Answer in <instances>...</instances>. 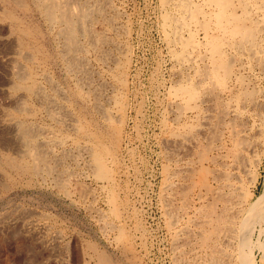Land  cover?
Here are the masks:
<instances>
[{
    "label": "rangeland",
    "instance_id": "rangeland-1",
    "mask_svg": "<svg viewBox=\"0 0 264 264\" xmlns=\"http://www.w3.org/2000/svg\"><path fill=\"white\" fill-rule=\"evenodd\" d=\"M21 1L0 0V264H264V0H60L72 51Z\"/></svg>",
    "mask_w": 264,
    "mask_h": 264
},
{
    "label": "bare ground",
    "instance_id": "bare-ground-1",
    "mask_svg": "<svg viewBox=\"0 0 264 264\" xmlns=\"http://www.w3.org/2000/svg\"><path fill=\"white\" fill-rule=\"evenodd\" d=\"M14 2L16 1V0H13ZM18 2H23V1H21V0H17ZM62 1V0H61ZM66 1V0H65ZM215 0H207V2L208 3H213ZM17 2V3H18ZM35 2H36V4H37V8H39L44 14L43 15H45L46 16V18L50 21V26H54V27H57V23H64L66 26H67V28H66V26H65V28H66V30H64L63 31V29H65V28H63V29H61L60 31H63V35H65V37H66V40H65V43L66 42H68L67 43V45H65V46H67V50L69 49L68 47V45H70L69 43H76V39H77V33H79L78 32V28H77V25H78V23L76 24V22L74 21V17H72L71 16V14L73 13L74 14V12H73V10H72V13L70 14L68 11H66V10H63L62 9V7H61V4H60V0H35ZM16 3V2H15ZM65 3V2H64ZM20 4V3H19ZM24 4V3H23ZM67 4V3H66ZM226 5V4H225ZM65 6V5H64ZM84 6V5H83ZM224 6V4L223 3H221V4H219V8H221V13H220V16H219V18H218V25H219V29H220V27L221 28H223V29H225V26H224V24H221L222 23V17H223V15H224V13H223V11H222V7ZM23 7H24V5H23ZM26 7V6H25ZM67 8H68V6H67ZM77 8V7H76ZM82 8V7H81ZM65 9H66V6H65ZM78 9V8H77ZM80 9V8H79ZM78 9V10H79ZM97 9V8H96ZM77 10V12L79 13V14H81L79 11ZM84 9H82L81 11H83ZM5 11V10H4ZM95 11V13L96 14H100L101 12H100V10H94ZM93 11V12H94ZM70 12H71V9H70ZM76 12V11H75ZM70 15H69V14ZM77 13V14H78ZM83 13V12H82ZM84 15H86V13L87 12H85L84 11ZM89 13V12H88ZM91 13V12H90ZM89 13V14H90ZM72 14V15H73ZM77 14H76V16L75 15H73V16H75V18L76 19H78L79 20V18H80V16L78 17L77 16ZM84 15H81V16H83L84 17ZM262 21H263V23H264V9L262 10ZM86 16H88V14L86 15ZM82 17V18H83ZM89 17V16H88ZM87 17V18H88ZM85 18V17H84ZM81 19V18H80ZM86 19V18H85ZM206 19V18H205ZM83 20V19H82ZM88 20L89 19H87V22H88ZM91 20V19H90ZM89 20V21H90ZM48 21V22H49ZM80 21V20H79ZM230 22H232V21H230ZM86 23V22H85ZM206 23V22H205ZM259 23V22H258ZM80 24H82V22H80ZM79 24V25H80ZM254 25H256L257 24V22H254L253 23ZM61 25V24H60ZM79 25H78V27H79ZM85 25V24H84ZM83 24L81 25L82 27L84 26ZM233 25V24H232ZM253 25V26H254ZM80 26V27H81ZM86 26H87V24L85 25V27H83V30L82 31H84V29H86ZM257 26V25H256ZM82 27L80 28V29H82ZM203 27H205V26H203ZM206 28V27H205ZM234 30H236V32H238V33H243V34H241V35H244V36H246V29H243L239 24H237L236 26H234L233 25V27H232ZM255 29V28H254ZM89 30V29H88ZM88 30H87V33H88ZM248 31H250L251 32V30H249V29H247ZM51 32V31H50ZM248 33V32H247ZM86 34V33H85ZM90 34V33H89ZM59 35H62V34H60V32H59ZM62 35V36H63ZM91 35V34H90ZM91 36H93V35H91ZM61 37V36H60ZM65 37H64V39H65ZM78 42V41H77ZM98 43V42H97ZM72 44L70 45L72 48H73V46H72ZM76 45V44H75ZM19 46H20V44H19ZM22 46V45H21ZM77 46H74V48L73 49H75ZM211 47H212V49L214 50V51H219V48H220V42H219V40H215L212 44H211ZM72 49V50H73ZM66 50V51H67ZM70 50V49H69ZM72 50H70V51H72ZM23 52V51H22ZM65 52V51H64ZM76 52V51H75ZM70 53V52H69ZM10 54V53H9ZM20 54H21V52H20ZM21 56V55H20ZM69 56V55H68ZM67 56V57H68ZM108 56V55H107ZM70 57V56H69ZM31 58H33V57H31ZM71 58V57H70ZM66 59V58H65ZM26 60V59H25ZM71 63V62H70ZM227 65H225V61H224V59H220L219 61H218V64H217V66H216V68L217 69H223V68H225ZM17 68V67H16ZM215 68V69H216ZM69 69V68H68ZM21 72H23V71H21ZM83 72V71H82ZM85 72V71H84ZM17 73H19V72H17ZM26 74L28 73V72H25ZM20 74H22V73H20ZM26 74H22V76L25 78V76H26ZM69 74V73H68ZM18 75L19 74H16V76L18 77ZM25 75V76H24ZM15 76V77H16ZM28 76V75H27ZM90 76V75H89ZM30 77V76H29ZM28 78V77H27ZM26 78V79H27ZM20 79V78H19ZM25 79V80H26ZM90 79V78H89ZM24 80V79H23ZM48 80H50V79H48ZM53 81V80H52ZM22 82V81H21ZM18 83L17 84V89H23V90H27V91H31V92H33L34 93V86L35 85H33V86H28L27 84H26V82H25V84L27 85H25L23 82L22 83ZM31 82V81H30ZM51 82V81H50ZM35 84V83H34ZM15 85H16V83H15ZM30 85V84H29ZM32 85V84H31ZM105 86V85H104ZM15 88V87H14ZM39 89V88H38ZM38 89H36V90H38ZM13 90V89H12ZM14 91V90H13ZM26 91V92H27ZM36 93H34L35 95L38 93V91H35ZM184 93H188V95L191 97V96H193V91H191V89H189V88H184ZM213 93V92H212ZM82 94V93H81ZM38 95H39V93H38ZM38 95H37V98H38ZM23 96V95H22ZM195 96V95H194ZM40 97V96H39ZM45 98V97H44ZM42 99H43V97H42ZM24 100V99H23ZM39 100H41V99H39ZM68 100V99H67ZM48 102V101H47ZM46 102V103H47ZM26 104V103H25ZM217 105V104H216ZM180 107V106H179ZM48 111V110H47ZM98 112V111H97ZM181 116V115H180ZM49 118V117H48ZM53 118V117H52ZM54 119V118H53ZM105 119V118H104ZM106 120V119H105ZM109 120V119H108ZM176 120V119H175ZM59 121V120H58ZM109 121H111V120H109ZM19 122H17V124H18ZM22 123V122H21ZM18 126L20 127V134H21V137H20V134H19V132H18V135H17V137H19V138H21V139H24V140H26L27 141V136L29 137V135L30 134H28V131H30L29 130V128L31 129V125H30V127L27 129V130H25V128L22 126V124H21V126H20V124H18L16 127H17V129H18ZM33 128V127H32ZM109 128L110 129H113L112 128V126L110 125L109 126ZM19 130V129H18ZM78 130V129H77ZM33 131V130H32ZM87 133V132H86ZM84 134H85V131H84ZM88 135V134H87ZM96 136V135H95ZM30 138V137H29ZM37 138V137H36ZM92 138V137H91ZM31 139V138H30ZM23 140V141H24ZM32 140V139H31ZM21 142H22V140H21ZM28 143L30 142L29 140L27 141ZM24 143H26V142H24ZM241 143V142H240ZM44 144V143H43ZM95 145V144H94ZM93 145V146H94ZM30 148V147H29ZM29 148H27L28 150V155L30 154V150H29ZM38 148V147H37ZM8 149H9V147H8ZM31 149V148H30ZM34 149H36V148H34ZM92 149V148H91ZM33 150V149H32ZM111 150V149H110ZM26 151V150H25ZM26 151V152H27ZM34 151V150H33ZM32 151V152H33ZM87 151V150H86ZM89 151V150H88ZM90 151H93L92 152V154L90 155L91 157H92V159H93V164H94V174H95V177L96 178H106V179H109L110 178V169L107 167V164H106V161H105V152L106 151H108L101 143H99V144H97L96 145V147L95 148H93L92 150H90ZM35 152L37 153V149L35 150ZM36 153H34L35 155H37ZM33 154V155H34ZM48 154V153H47ZM30 155H32V154H30ZM34 155V156H35ZM41 155H43V154H40L39 155V159H37V158H35L34 156V158L36 159V160H41V159H43V157L41 158ZM204 155V154H203ZM29 157V156H28ZM32 157V158H33ZM44 157H45V155H44ZM31 158V159H32ZM204 159V158H203ZM46 160V159H45ZM45 160H42V161H45ZM32 161H33V159H32ZM16 162V161H15ZM25 162V161H24ZM35 162V161H34ZM41 162V161H40ZM12 163V162H11ZM13 163H14V161H13ZM17 163V162H16ZM16 163H14L15 165H16ZM39 163V162H38ZM43 163V162H42ZM45 163V162H44ZM46 163H47V161H46ZM30 164V163H29ZM36 164H37V162H36ZM41 164V163H40ZM21 165H23V163L21 164ZM21 165H19V168H21ZM35 165V164H34ZM202 165V164H201ZM241 165H242V163H241ZM8 166V165H7ZM17 166V165H16ZM23 166H25V165H23ZM29 166V165H28ZM18 167V166H17ZM16 167V168H17ZM30 167V166H29ZM51 167V166H50ZM225 167V166H224ZM13 168H15V167H13ZM33 168V167H32ZM31 168V169H32ZM34 168H36V167H34ZM38 168V167H37ZM1 169V168H0ZM22 169V168H21ZM23 170V169H22ZM27 170V169H26ZM29 170H30V168H29ZM33 170V169H32ZM34 170H36V169H34ZM24 172V171H23ZM188 172V171H187ZM38 173V172H37ZM206 175V174H205ZM204 178H206V177H204ZM225 178V177H224ZM216 179V178H215ZM104 180V179H103ZM61 181V180H60ZM207 185V184H206ZM6 189V188H5ZM8 189V188H7ZM182 190V189H181ZM184 193V192H183ZM232 195H234L233 193H232ZM221 198L222 197H224V196H220ZM219 198V197H218ZM220 198V199H221ZM237 198V197H236ZM225 199V198H224ZM231 199H233L232 197H231ZM230 199V200H231ZM219 200V199H218ZM222 200H223V198H222ZM221 200V201H222ZM226 200V199H225ZM224 200V201H225ZM234 200V199H233ZM232 200V201H233ZM228 201V200H227ZM226 202V201H225ZM231 202V201H230ZM228 203H229V201H228ZM228 206V205H227ZM226 206V207H227ZM228 208V207H227ZM229 209V208H228ZM230 210V209H229ZM231 211V210H230ZM223 213V212H222ZM227 213V212H226ZM231 213V212H230ZM228 214V213H227ZM37 215V214H36ZM223 216V215H222ZM230 216H231V214H230ZM42 217H43V215H42ZM226 218L228 217L227 215L225 216ZM211 218V217H210ZM218 218V217H217ZM216 218V219H217ZM225 218V220L224 219H222V220H219L220 222H221V225L223 224V228L221 229V231H222V238H224V241H226L225 239H227L228 240V238L230 237V235H231V233L233 232L232 230H231V225L229 224L230 223V221L228 222V220ZM205 221V220H204ZM232 222V221H231ZM216 223H218V222H216ZM104 224V223H103ZM233 226H234V224H233ZM217 227V226H216ZM221 236V235H220ZM210 237V236H209ZM202 238V237H201ZM217 238V237H216ZM233 238H234V236H233ZM203 239V238H202ZM207 239V238H206ZM230 239H232V236L229 238V240ZM228 240V241H229ZM231 241H233V240H231ZM206 243V242H205ZM221 248H222V245H221ZM218 249H220V248H218ZM216 250L217 252H219L220 254H221V252L223 251V249H222V251L220 252L219 250ZM221 250V249H220ZM216 252V254L218 255H216L217 257H219V254ZM223 252H225V251H223ZM227 252V251H226ZM193 253V252H192ZM224 254V253H223ZM226 254V253H225ZM221 256V262H222V260H223V258H224V256H222V255H220ZM223 257V258H222ZM219 259V258H218ZM220 259H219V261H220ZM225 260H226V262H227V259H226V256H225V258H224ZM224 262V261H223ZM222 262V263H223ZM228 263H229V261H228ZM228 263H225V264H228Z\"/></svg>",
    "mask_w": 264,
    "mask_h": 264
}]
</instances>
